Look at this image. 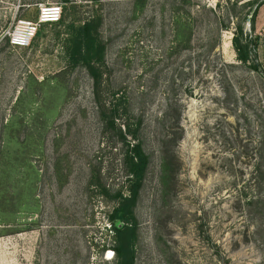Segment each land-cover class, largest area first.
Masks as SVG:
<instances>
[{
  "label": "rangeland",
  "instance_id": "obj_1",
  "mask_svg": "<svg viewBox=\"0 0 264 264\" xmlns=\"http://www.w3.org/2000/svg\"><path fill=\"white\" fill-rule=\"evenodd\" d=\"M40 4L60 5L62 20L9 45L6 29L36 20ZM92 19L106 47L98 96L66 57ZM253 63L264 71V0H0V264L116 260L127 147L101 107L118 101L116 123L141 121L149 160L135 264H264V74Z\"/></svg>",
  "mask_w": 264,
  "mask_h": 264
},
{
  "label": "trees",
  "instance_id": "obj_2",
  "mask_svg": "<svg viewBox=\"0 0 264 264\" xmlns=\"http://www.w3.org/2000/svg\"><path fill=\"white\" fill-rule=\"evenodd\" d=\"M253 23L254 20L252 19L251 24ZM250 42L251 39L248 38L244 26L239 23L234 32L233 46L237 52L238 59L245 64L251 59ZM105 48V44L99 34L98 23L94 19L86 21L79 27L66 48L68 65L71 67L84 66L88 70L94 81L97 96L99 95V86L102 80L101 66L105 64ZM251 68L256 71L260 70L257 63H253ZM260 71L264 74L263 70ZM107 108L101 107V117L105 121L106 130L114 129V133H117L115 134L119 136L127 147L123 155V166L129 174L128 193H123L121 190L116 192L118 203L110 215L113 233H115V246L113 235L112 249L115 251L116 260L113 261V264H135L137 220L134 209L143 186L149 160L142 143L137 137L141 121L138 120L133 125L125 121L120 126L116 123V120L121 116V111L126 114V111H123L125 108L122 106L121 101L116 102L113 107ZM128 136H131L135 142L131 143L128 140ZM101 192L105 196L114 198V193L111 194V190L105 185H101Z\"/></svg>",
  "mask_w": 264,
  "mask_h": 264
},
{
  "label": "built area",
  "instance_id": "obj_3",
  "mask_svg": "<svg viewBox=\"0 0 264 264\" xmlns=\"http://www.w3.org/2000/svg\"><path fill=\"white\" fill-rule=\"evenodd\" d=\"M62 18V7L57 4H40L36 20L19 19L6 29L3 36L12 47H29L39 28L44 24L57 23Z\"/></svg>",
  "mask_w": 264,
  "mask_h": 264
}]
</instances>
